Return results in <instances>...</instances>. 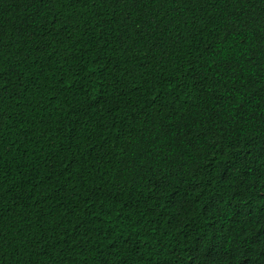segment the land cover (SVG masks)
Wrapping results in <instances>:
<instances>
[{"label":"trees","instance_id":"1","mask_svg":"<svg viewBox=\"0 0 264 264\" xmlns=\"http://www.w3.org/2000/svg\"><path fill=\"white\" fill-rule=\"evenodd\" d=\"M0 264H264V0H0Z\"/></svg>","mask_w":264,"mask_h":264}]
</instances>
